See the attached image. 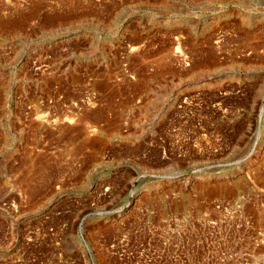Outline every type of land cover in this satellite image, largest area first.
Masks as SVG:
<instances>
[{
  "label": "rangeland",
  "instance_id": "1",
  "mask_svg": "<svg viewBox=\"0 0 264 264\" xmlns=\"http://www.w3.org/2000/svg\"><path fill=\"white\" fill-rule=\"evenodd\" d=\"M0 264H264V0H0Z\"/></svg>",
  "mask_w": 264,
  "mask_h": 264
}]
</instances>
